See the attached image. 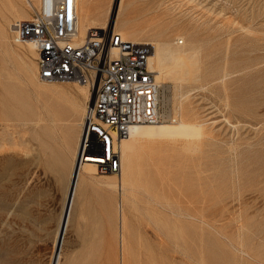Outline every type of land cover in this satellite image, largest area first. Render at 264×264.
<instances>
[{"label": "rangeland", "instance_id": "rangeland-1", "mask_svg": "<svg viewBox=\"0 0 264 264\" xmlns=\"http://www.w3.org/2000/svg\"><path fill=\"white\" fill-rule=\"evenodd\" d=\"M17 4L21 20L33 17L26 0ZM81 5L97 12L92 18L108 13L111 25L119 14L139 25L164 24L171 41L183 37L200 51L192 77L162 80L160 112L161 122L174 121L185 102L186 119L202 124L203 136L195 151L186 140L138 145L124 229L118 192L96 182L120 169H95L96 180L79 187L60 264H264V0ZM0 7V39L8 36L0 40V264H50L71 175L70 137L81 135L77 124L92 90L87 98L84 83L41 81L38 70L32 77L37 54L14 40L10 28L20 19ZM55 113L65 117L56 130Z\"/></svg>", "mask_w": 264, "mask_h": 264}, {"label": "built area", "instance_id": "built-area-1", "mask_svg": "<svg viewBox=\"0 0 264 264\" xmlns=\"http://www.w3.org/2000/svg\"><path fill=\"white\" fill-rule=\"evenodd\" d=\"M76 1L42 0L31 19L13 23V38L34 43L42 80L88 79L95 89L82 119V156L98 159V172L108 174L119 169L116 148L133 127L162 121L161 89L149 67L152 45L125 41L114 28L81 39Z\"/></svg>", "mask_w": 264, "mask_h": 264}, {"label": "bare ground", "instance_id": "bare-ground-1", "mask_svg": "<svg viewBox=\"0 0 264 264\" xmlns=\"http://www.w3.org/2000/svg\"><path fill=\"white\" fill-rule=\"evenodd\" d=\"M0 2L2 3V5H4V7L10 8V11L12 10L13 14L18 16V12H19L18 9L19 8H17L18 7L17 6L18 5L17 0H5V1L0 0ZM26 2H27V5L33 11L37 10V8L39 9L41 7V4H42V0H39V3H38L39 5L38 4L36 5L35 0H26ZM23 5H25V3ZM88 5H89V3H88ZM88 5L86 7L81 5L79 8V0L76 1L77 12H78L77 26H78V31H79V35H80L81 39L85 38L87 35V32L91 29H94V28H100V29L114 28L115 32L119 33L125 41H129L131 43H138V44L139 43H147V44L152 45L153 50H152V54H151L150 59H149V67L156 73V79H157V83L159 86L162 84V80L166 76L172 77L173 80L177 81L179 84L182 81H184L185 79L190 78V76L192 77V74H194L193 70L198 69L200 67V62H201L200 61V51L197 49L191 48L189 41L183 37H176V38L174 37V39L171 41V39H172V37L170 38L171 34L168 35L167 30L165 28H163L164 24H163L162 28L158 27L161 25L159 23H157L156 25H154V24L139 25L135 22V19H132L130 16L126 15L125 17L123 16L124 17L123 18L122 14H121V16L119 14L117 19L115 20V23L113 21V24L111 25L110 20H108V17L106 16L108 13H105L104 15L99 14L96 18H92L93 15L97 12L93 13L90 6H88ZM119 5H121V1H120ZM1 11H2V9H1ZM23 11H25V10H23ZM23 11H22V13H23ZM4 16H7V15H4ZM104 16H106V17H104ZM20 17L18 16L19 19H20ZM6 18L9 19L8 17H6ZM27 18H30V16ZM97 21H101V23L96 25ZM11 24H12V21H11ZM10 29L13 30V24H12V27ZM5 31H7L6 28H5ZM0 33H2V31ZM6 35L2 36L1 39L7 43L8 42V36H6ZM144 37H150V38H144ZM180 41H182L181 45H180ZM27 42H28L27 50L30 52L34 48V51H35L34 43L32 41H27ZM27 42H25V43H27ZM9 43H10V41H9ZM19 43H23V42H19ZM7 46H8V44H7ZM11 48H12V46H11ZM201 55H202V53H201ZM24 61L22 62L23 65H24ZM32 65H35V64H32ZM24 66L27 67V65H24ZM37 66H38V64L36 66H33L32 69L30 68L33 72V75H34L33 76L31 73L32 77L36 76L37 70H38V74H39V67H37ZM36 77H38V76H36ZM38 78L41 81H45V80H42L40 78V76ZM222 80H224V79L222 78ZM46 82H48V81H46ZM71 82L84 83L85 88H83V93L86 95L87 98H89V96L91 95L90 90H92V97L89 99V101L93 99L96 91L93 87H91L88 79L72 80ZM201 84H202V82H201ZM206 86H208V85H206ZM40 88L43 90V92L51 91V92L55 93V91H56V87H54V86L49 87V86H46L44 84H41ZM200 88L202 89V87H200ZM89 101H88V103H89ZM88 103H87V105H88ZM87 105H86V107H87ZM86 107H85V110H86ZM17 108H18V106H17ZM27 108H28V106L26 105V110H27ZM32 108L35 111V115L38 117L37 122H40L42 120V115L40 113L41 107L38 105H35V106H32ZM81 108L84 110L83 105ZM28 109H30V108H28ZM177 110L180 111V112L179 111L176 112L179 115V119H175V120L173 119L174 121H171V122L159 121L155 124H142V125H137V126L133 127L131 130L130 137L127 139L121 140L120 143L118 144L117 148H116V151L118 152V154L120 156V160H121V163H120L121 168L119 167L120 172L118 174L115 173L116 178H112V176H107V178H103V180H97L96 181L101 186L106 187L107 191H109L110 189L111 190L114 189L118 192V194H119V199H118L119 208L117 207V213L119 214L120 223H121V226L123 229L126 225V220H125L124 208L122 207V203L124 202V196H128L127 192L129 190L130 185L133 186V179H134L133 174H134V170H135V151H136L138 145L142 144L144 142L150 143L152 141L156 142V143H162L164 141H167L166 143H168L170 141L172 142V141H176V140H178V141L179 140H182V141L186 140L188 143V147H187L188 149L193 150V151L200 149L199 148L200 147L199 142L202 141L201 139L203 136V129H202L203 125L200 123L190 122L186 119L185 116L187 114V107H185V102L179 103V108ZM16 111L18 112V110H16ZM181 111H182V113H181ZM4 113H5V109L3 108V111H0V121L4 120ZM83 113H85V111ZM81 114H82V112H81ZM81 114H79V115H81ZM83 116H84V114H83ZM64 119H65V117H63L62 115H59L58 113L54 114V116H53V118H51V120L53 123L52 126L55 127V130L62 124ZM82 119H83V117H82ZM25 123H27V122H25ZM77 125H79L80 133L82 134V120ZM77 125H75V126H77ZM44 130H46V129H44ZM2 135L3 134L0 133L1 138H2ZM76 138H77V141H76ZM70 140L71 141H70V145H69V151L71 154V166H72L71 170H70L71 175H70L68 189L66 192L64 208H63L61 216L59 218V222L57 225L58 227H56L57 232H56V236L54 238L55 240H54V244H53V253H52L53 257L50 260L51 261L50 264H60L62 247H63L64 242H65L66 234L68 231V226H69V223H70V220L72 217V211H73L75 199H76V196L78 195V192H79L78 190H79L80 185L82 183L86 182L87 180H96L95 177L93 176V172L95 169L98 170L97 169V163H96V162H99L98 159L93 158V157H88L86 159L85 156H82L81 135H76V134L73 135L72 134V136L70 137ZM47 152H48V150H47ZM47 156H49V153ZM49 167H51V166H49ZM117 171H115V172H117ZM1 175L2 176L4 175L3 171L1 172ZM115 179L117 181H115ZM84 186H87V185H84ZM80 196H82V195H80ZM106 204H108V203H106ZM173 214L175 215L177 213H175L173 211ZM110 217H111V215H110Z\"/></svg>", "mask_w": 264, "mask_h": 264}]
</instances>
